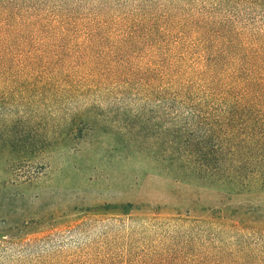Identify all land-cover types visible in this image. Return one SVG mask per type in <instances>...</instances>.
Listing matches in <instances>:
<instances>
[{"label": "rangeland", "instance_id": "374dc122", "mask_svg": "<svg viewBox=\"0 0 264 264\" xmlns=\"http://www.w3.org/2000/svg\"><path fill=\"white\" fill-rule=\"evenodd\" d=\"M164 71L264 74V0H0V264H264L262 180L170 141Z\"/></svg>", "mask_w": 264, "mask_h": 264}, {"label": "trees", "instance_id": "16d2710c", "mask_svg": "<svg viewBox=\"0 0 264 264\" xmlns=\"http://www.w3.org/2000/svg\"><path fill=\"white\" fill-rule=\"evenodd\" d=\"M159 86L161 103L190 109V121L175 131L170 141L181 147L192 163L209 169L211 159L215 164L224 160V169H234L219 175L223 186H228L221 188L225 191L247 190L244 179L248 182L262 180L260 186H264V173H256L254 177L252 173L242 174L237 170L242 169L244 162L250 159L244 151L249 150L257 130L247 121L253 118L252 109L264 107V74L197 73L188 76L169 75L164 71ZM184 130L192 132L191 139L184 141ZM260 131L264 132V128ZM217 147L223 155L208 156L207 153L216 152ZM203 150H206L205 154ZM214 174L209 172L211 176ZM194 175L207 177L206 171ZM239 180H242L241 183Z\"/></svg>", "mask_w": 264, "mask_h": 264}]
</instances>
